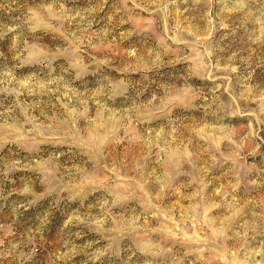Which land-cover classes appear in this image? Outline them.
I'll list each match as a JSON object with an SVG mask.
<instances>
[{
  "label": "rangeland",
  "instance_id": "rangeland-1",
  "mask_svg": "<svg viewBox=\"0 0 264 264\" xmlns=\"http://www.w3.org/2000/svg\"><path fill=\"white\" fill-rule=\"evenodd\" d=\"M0 264H264V0H0Z\"/></svg>",
  "mask_w": 264,
  "mask_h": 264
}]
</instances>
